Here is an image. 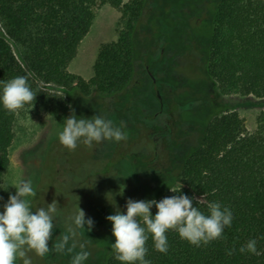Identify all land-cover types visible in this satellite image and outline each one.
Masks as SVG:
<instances>
[{"label": "trees", "instance_id": "trees-1", "mask_svg": "<svg viewBox=\"0 0 264 264\" xmlns=\"http://www.w3.org/2000/svg\"><path fill=\"white\" fill-rule=\"evenodd\" d=\"M105 2L131 13L130 20L118 43L101 48L94 78L87 81L72 74L69 68L91 31L98 0H0V25L6 33V37L0 35V81L17 76L28 78L37 96L32 106L24 109L41 107L61 123L72 111L66 97L42 89L37 82L62 89L68 96L80 92L86 98L122 93L132 86L139 75L136 33L145 20L152 19L154 24L155 0H133V6L125 5V0ZM214 13L212 34L207 38L209 78L225 90L264 99V0H219ZM162 95L168 96L166 91ZM176 109L174 105L173 111ZM19 111L10 113L0 106V186L10 167ZM197 125L195 139L188 140L184 152L166 156L165 167L174 171L171 184L180 183L182 193L202 199L197 207L205 214L211 201L228 207L233 214L232 224L225 228L221 239L201 247L181 239L176 231H169L167 253L156 251L149 235L146 259L151 264H264V115L254 134L247 131L239 114L229 108ZM147 134L142 133L150 144ZM168 142L166 139L163 146ZM55 175L54 182H59L58 170ZM115 185H121L118 177L108 186V191H112L109 194L119 203L112 214L124 208L123 201L127 199L117 195ZM166 188H162V193L149 189L143 196L129 198L160 200L180 194L165 193ZM83 201L89 209L90 196ZM152 212L155 214V207ZM106 228L110 233L104 231ZM93 231L106 240L113 238L112 224L106 218H97ZM251 239L257 241L258 254L242 253L240 248ZM104 261L121 264L112 250Z\"/></svg>", "mask_w": 264, "mask_h": 264}, {"label": "rangeland", "instance_id": "rangeland-1", "mask_svg": "<svg viewBox=\"0 0 264 264\" xmlns=\"http://www.w3.org/2000/svg\"><path fill=\"white\" fill-rule=\"evenodd\" d=\"M218 2L219 0H155L152 9L154 24L150 19L138 26L140 27L136 33L139 44L138 50L142 54L143 50L152 45V48L149 49L151 55H148L152 60L158 58V53L162 49L169 52L168 56L171 53H176V57L181 58L183 64L178 65L170 62V60H159L153 66L154 68L149 64L154 72L155 70L159 72L155 75L158 83L169 86L171 89H176L177 86L188 87L195 92L196 98L197 95L200 96L212 85L210 99L214 104V113L220 115L227 108L233 109L239 114L247 131L254 134L259 129V118L264 115V99H258L254 96L245 97L235 90H225L208 77L205 69L204 71L198 68L199 71H195L193 67L186 64L193 61L189 54L194 49L201 61L208 60L209 45H206V42L212 34V22ZM125 5L133 6V0H125ZM204 12L210 14L209 19L205 16L207 21H203ZM130 14L126 13L125 10L120 11L113 8L105 0H98L91 31L82 42L79 54L71 64L69 71L87 81L94 78V68L101 48L118 43L120 35L127 30ZM201 23L203 24L199 29L198 26ZM203 34H207V38ZM0 35L6 37L1 25ZM193 41H195V46L190 48ZM13 49L20 58L18 49L14 46ZM147 82L145 95L153 98V85L150 80ZM37 84L42 89L66 97L70 101L71 110H75L78 118L82 115L86 118L98 115L95 111L97 100L94 97L86 98L80 92H74L68 96L57 87L46 86L39 82ZM183 95L181 93L179 94L180 97H177L181 102V111H184L187 106L186 100H189V97ZM197 100L200 102L202 99L198 97ZM152 103V111H158V101L153 98ZM201 103L204 104V101L202 100ZM126 108L127 106L123 107L121 116L109 113L105 118L112 120L116 126L124 122V131L127 136L125 143H130V147L128 146L130 152L133 149H147L150 146L149 141L145 136H141L142 133L139 134V131L134 130L136 117L134 114L125 111ZM71 114L72 111L69 116ZM152 114L147 115L149 119H151ZM198 116L199 114L196 116L190 113L184 114L187 123L197 119ZM215 116L213 115L209 119L212 120ZM63 126L64 123L38 106L18 112L14 130L15 139L10 149V167L0 186V197H3V200L0 201V210H2V204L7 201L9 194H15L16 189L12 185L17 179L30 180L36 192L35 196L30 198L33 210L38 207H46L47 203L50 204L54 200L57 202L58 210L55 221L56 227L53 230L52 239L49 241L50 251L43 258L34 252H28L27 255L31 258L32 264H70L71 255L80 250L78 245L81 242L86 243V250L90 253L85 264H107L104 257L109 253V250H112L111 244L115 242L113 235V238L106 240L98 232L93 230L86 232L77 237V248L72 254L57 252L51 249V246L53 241H58L59 235L65 233L71 226L70 217L78 210L79 206L85 213H88L86 218L91 217L94 221L97 218L102 220L113 213L114 207L119 203L116 202L114 195L112 197L109 194L112 193V191H108L109 183L116 181L117 176L121 177V182L127 180L132 170L130 168L132 158L127 155V162L125 163L117 159L116 153L110 152V149L114 148L117 142L104 141L100 144H94L92 147L79 144L75 150L70 151L74 173L69 174L63 181L58 178L60 183L54 182L56 181L55 171H59L61 167L60 163L54 167L57 160L56 155H58L59 150L65 148L60 143L56 144L55 140H58V133ZM135 141L136 145L133 147ZM110 153L112 158L107 160ZM170 187L183 188L182 184L173 183L165 189V193L171 192ZM87 195L90 196V203H92L89 209L83 201ZM107 230L108 228L104 231L107 234L110 233V230ZM16 264H22V260H17Z\"/></svg>", "mask_w": 264, "mask_h": 264}, {"label": "clouds", "instance_id": "clouds-1", "mask_svg": "<svg viewBox=\"0 0 264 264\" xmlns=\"http://www.w3.org/2000/svg\"><path fill=\"white\" fill-rule=\"evenodd\" d=\"M37 94L31 88L26 76H17L6 82L0 81V106L10 113L31 107ZM124 122L119 126L102 115L90 118L72 114L64 119V126L58 133L61 145L69 151L75 150L79 144L92 147L104 141L120 142L126 140ZM15 194H9L0 210V264H32L28 252H34L39 257H45L49 251V241L52 239L56 227L57 202L47 203L46 207H31L30 198L36 192L30 180L22 178L12 185ZM172 193H180L164 197L160 200H134L129 198L125 210H117L106 219L112 224V235L115 242L111 244L114 258L121 264H151L146 259L148 248L146 242L149 235L156 251L167 253L169 231H176L181 239L189 244L201 247L209 242L222 238L226 227H230L233 220L232 211L218 201L208 202L207 214L197 205L202 199L188 196L181 192V188L170 187ZM3 197H0V201ZM194 201L196 206H194ZM156 212L153 214L152 209ZM71 226L65 233L54 240L51 249L68 254L77 248V237L91 232L95 221L86 218L85 211L79 206L70 217ZM257 241L251 239L240 248L258 254ZM79 251L71 255L70 264H85L90 253L86 250V243H79ZM231 254V250L229 253Z\"/></svg>", "mask_w": 264, "mask_h": 264}, {"label": "flooded vegetation", "instance_id": "flooded-vegetation-1", "mask_svg": "<svg viewBox=\"0 0 264 264\" xmlns=\"http://www.w3.org/2000/svg\"><path fill=\"white\" fill-rule=\"evenodd\" d=\"M205 16L208 19L210 18V14L204 12L203 21H207V19L205 20ZM202 24L203 23L198 26L199 29ZM205 35L204 36L207 38V34ZM193 46H195V41L191 43L190 48ZM151 48L152 45L147 49L145 48L146 50H143L142 54H140L139 50L137 51L136 67L139 75L135 78L132 86L128 87L122 93L106 95L104 98L100 94H94L92 96L97 100L95 111L98 115L105 117L107 114L111 113L118 116L122 113L123 107L127 106L125 111L138 117L136 118L134 130L139 131V134L144 132L146 134L148 133L147 135L150 136V146L147 149H133L132 152H130V143H125V140L117 142L114 148L110 149V152L116 153L117 159L122 162H127V155H130L132 158V165L130 167L132 170L130 176L123 182H121V177L117 176L118 182H121V185H119L121 188H119L118 185H115L114 190L117 191V195L127 197V199L123 201V204H126V201L131 196H143L149 189H152L157 194L162 193V188L171 185L173 179H171L170 176L173 175L174 171H170L168 170V167H165V165L168 164L166 156L169 155L172 157V154L183 153L186 149L188 140L192 141L195 139L194 135L198 129L197 124L208 121L215 110L214 104L210 99L212 85H210L208 90L202 92L203 94L200 96L197 95L204 101V104L201 103L202 100L198 102V97L196 98L195 92L188 87L177 86L175 89L176 92H174V89H171L169 86L160 85L155 77L159 72H156V70L154 72L149 64L154 68L153 66H155L156 62L159 60H170V62L178 65L183 64V62L181 61V58L176 57V53H171L170 56H168L169 52L164 49L158 53V58L152 60L148 57V55H151V52L149 51ZM189 55L192 56L193 61L186 63L187 65L193 67L195 71H199L198 68L207 71V61H201L197 52H195V49L193 51L191 50ZM147 80H150L153 85L154 94L152 97L155 98L159 104V110L156 112L152 111L153 98L146 97L145 95L148 84ZM164 91H166V94L168 95H166L167 97L165 98L162 95ZM181 93L184 94V97H189V100H186L187 106L184 111H181V102L177 98L180 97L179 94ZM174 105L178 107V109L175 110L176 112L173 111ZM151 113H153L151 116L152 121L149 119V116H147ZM186 113L194 114V116L199 114V116L197 119L191 120L187 123V120L184 118V114ZM82 117L84 116L82 115ZM171 125H173L171 128L172 130L169 128ZM166 139L170 142H168L166 146H163ZM55 143L58 144L59 140H55ZM134 145H136V141L132 146L134 147ZM111 153L107 160H111ZM58 155L59 156H56L57 160L55 163H60L61 167L59 168L58 178L63 181L69 176V174L74 173V166L70 151L67 148L59 150ZM120 210L124 211L125 205L124 208H120Z\"/></svg>", "mask_w": 264, "mask_h": 264}]
</instances>
